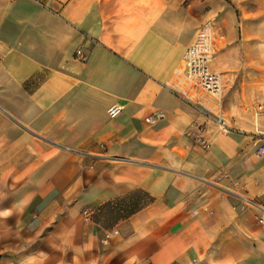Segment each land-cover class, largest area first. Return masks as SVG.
Returning <instances> with one entry per match:
<instances>
[{
  "label": "crops",
  "instance_id": "1",
  "mask_svg": "<svg viewBox=\"0 0 264 264\" xmlns=\"http://www.w3.org/2000/svg\"><path fill=\"white\" fill-rule=\"evenodd\" d=\"M209 22L221 108L182 71ZM262 104L264 0H0V264H264Z\"/></svg>",
  "mask_w": 264,
  "mask_h": 264
},
{
  "label": "built area",
  "instance_id": "2",
  "mask_svg": "<svg viewBox=\"0 0 264 264\" xmlns=\"http://www.w3.org/2000/svg\"><path fill=\"white\" fill-rule=\"evenodd\" d=\"M217 47V36L214 24L209 22L203 25L197 32L194 42L189 46L182 59V71L189 85L195 87L201 93L213 99L221 108L224 91V76L211 70ZM81 60H86L82 51H77ZM124 106L113 105L108 109L110 118H117L123 111ZM259 114H264V104L257 107ZM219 123L227 127L222 113H219ZM258 157L264 155V146L259 147L256 152ZM89 216V212L85 213ZM259 225L264 228V213L257 216ZM120 236L119 229L108 230L104 234V243H109L113 238Z\"/></svg>",
  "mask_w": 264,
  "mask_h": 264
},
{
  "label": "rangeland",
  "instance_id": "3",
  "mask_svg": "<svg viewBox=\"0 0 264 264\" xmlns=\"http://www.w3.org/2000/svg\"><path fill=\"white\" fill-rule=\"evenodd\" d=\"M216 36H217V38H219L217 31H216ZM215 56H217V53H215ZM239 58L240 57L237 55V59H239ZM230 72L233 73V69L229 70L228 73H230ZM233 77L237 78L238 75L236 76V74H235V76L233 75ZM104 224H109V223H104ZM56 225H57V223H53V225L51 227H47L46 229H43V232L41 233L42 235H45V234L46 235H52V240L47 242L46 245L43 244L44 248H47V249L52 248V250L56 254V253H59L62 248H69V251H71V250H74V248H77L78 246H80V244L76 241V239H73V241L68 242L67 244L61 242V237H63V236H70L73 238L78 237L79 233L77 231L76 226H73L69 229H66V228H62L61 226H56ZM112 229H119L120 230V228H112ZM112 229H107L106 231L112 230ZM38 246L42 247L41 244L37 245V247Z\"/></svg>",
  "mask_w": 264,
  "mask_h": 264
}]
</instances>
